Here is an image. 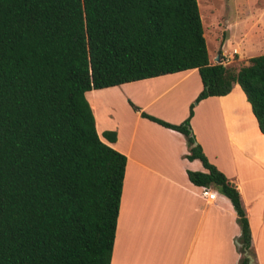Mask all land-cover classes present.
Here are the masks:
<instances>
[{"label": "trees", "instance_id": "1", "mask_svg": "<svg viewBox=\"0 0 264 264\" xmlns=\"http://www.w3.org/2000/svg\"><path fill=\"white\" fill-rule=\"evenodd\" d=\"M197 68L183 133L198 186L229 197L240 264L254 256L237 186L194 135L195 106L238 82L264 133V54L211 63L198 0H0V264H111L128 157L100 137L86 92ZM110 141L115 131H105Z\"/></svg>", "mask_w": 264, "mask_h": 264}, {"label": "crops", "instance_id": "2", "mask_svg": "<svg viewBox=\"0 0 264 264\" xmlns=\"http://www.w3.org/2000/svg\"><path fill=\"white\" fill-rule=\"evenodd\" d=\"M246 33L249 57L264 54V33ZM224 45L213 56L209 51L211 63L222 57ZM203 88L193 68L86 92L100 137L128 157L111 264H240L241 226L231 199L211 186L217 199L204 197L205 186L194 184L188 170L207 169L186 157L185 135L130 104L179 124ZM191 126L209 160L239 189L253 257L264 264V133L240 84L201 100ZM105 131H115L117 139L105 138Z\"/></svg>", "mask_w": 264, "mask_h": 264}, {"label": "rangeland", "instance_id": "3", "mask_svg": "<svg viewBox=\"0 0 264 264\" xmlns=\"http://www.w3.org/2000/svg\"><path fill=\"white\" fill-rule=\"evenodd\" d=\"M198 3L211 55L225 42L226 50L236 47L243 55L228 66L238 70L248 65L250 54L244 50L249 42L242 36H246V30L247 35L264 33V0H198Z\"/></svg>", "mask_w": 264, "mask_h": 264}, {"label": "built area", "instance_id": "4", "mask_svg": "<svg viewBox=\"0 0 264 264\" xmlns=\"http://www.w3.org/2000/svg\"><path fill=\"white\" fill-rule=\"evenodd\" d=\"M240 55L238 48H233V50H225L220 58V61L217 63H221L223 65H229L236 61V57ZM202 195L207 199L214 201L217 199V192L216 190L212 189L209 186L203 187Z\"/></svg>", "mask_w": 264, "mask_h": 264}, {"label": "water", "instance_id": "5", "mask_svg": "<svg viewBox=\"0 0 264 264\" xmlns=\"http://www.w3.org/2000/svg\"><path fill=\"white\" fill-rule=\"evenodd\" d=\"M219 61H220V58L218 59V62ZM246 254H247L248 258H249V264H257L255 259H254V257L251 254H249L248 252H246Z\"/></svg>", "mask_w": 264, "mask_h": 264}]
</instances>
